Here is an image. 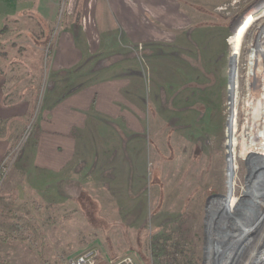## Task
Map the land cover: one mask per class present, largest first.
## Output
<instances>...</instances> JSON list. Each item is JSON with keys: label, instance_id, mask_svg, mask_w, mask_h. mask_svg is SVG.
Returning a JSON list of instances; mask_svg holds the SVG:
<instances>
[{"label": "rangeland", "instance_id": "374dc122", "mask_svg": "<svg viewBox=\"0 0 264 264\" xmlns=\"http://www.w3.org/2000/svg\"><path fill=\"white\" fill-rule=\"evenodd\" d=\"M108 3L61 0L54 20L35 8L0 19L4 92L27 110L0 122V264H66L91 247L110 257L137 252L145 264H207L217 218L233 220L232 237L255 226L228 251L229 264L260 263L264 172L253 165L264 162V121L250 119L261 105L246 99L264 0H135L134 41L123 29L131 21ZM84 27L96 53L78 76L62 75L59 45L84 44ZM100 78L120 80L122 95L107 100L111 121L90 114L61 172L38 164L40 121L58 84Z\"/></svg>", "mask_w": 264, "mask_h": 264}, {"label": "crops", "instance_id": "0c3cea01", "mask_svg": "<svg viewBox=\"0 0 264 264\" xmlns=\"http://www.w3.org/2000/svg\"><path fill=\"white\" fill-rule=\"evenodd\" d=\"M109 7L112 14L115 16L123 17L131 21L128 25L123 27L129 33V39L134 41L133 38L136 37L137 29L134 22L129 18L135 14L134 1L135 0H108ZM132 1V4L130 3ZM148 2H153V0ZM159 0H154L158 2ZM61 0H0V19L3 20L10 18L14 15H18L23 11H27L35 8L37 13L43 16L46 20H54L56 18V13L58 7L60 6ZM156 5V4H153ZM152 5V6H153ZM1 22V24H2ZM145 25L142 28L144 30ZM88 32V39L84 40V44L80 43L78 40L74 42L70 39H63L58 48V58L55 63L56 69H62L66 75L77 72L80 65L89 63L91 56H94L96 52L92 51V46L96 49L98 48L97 43L91 39L89 32L91 30L85 29ZM1 32V30H0ZM1 35V34H0ZM139 38V37H138ZM89 49V50H87ZM90 52V53H89ZM109 59L98 60L91 71L99 72V65L106 63ZM104 65L101 71L108 72L110 69L105 68ZM59 73V71H55ZM110 78V77H109ZM100 78L98 81L82 83L81 85L74 86L73 84H67L61 87L58 84L57 93L60 96L56 98L54 106L47 110L46 115L43 116L40 121L41 133L38 142V152H37V162L43 167H48L53 169L56 173L61 172L68 165L74 161L76 157V146L78 139L77 129L86 128L88 124V119L92 112L103 116L106 120H109L110 112H112L108 106L107 100L109 96L117 98L122 95L120 92L119 82L116 78ZM4 84L5 77L3 72L0 70V119L10 120L16 116L23 115L26 112V107L18 104L5 105L4 98ZM118 102L120 100L117 99ZM123 102V101H122ZM116 114V113H115ZM115 118L118 116L112 115ZM101 120L103 118L99 117ZM101 123V121H98ZM107 125L112 124L111 122H106ZM90 126V125H89ZM4 141H0V157L5 150Z\"/></svg>", "mask_w": 264, "mask_h": 264}, {"label": "bare ground", "instance_id": "6f19581e", "mask_svg": "<svg viewBox=\"0 0 264 264\" xmlns=\"http://www.w3.org/2000/svg\"><path fill=\"white\" fill-rule=\"evenodd\" d=\"M264 28V25H263ZM252 56L249 63L250 78L247 83V92L250 94L249 100L246 99L247 104L252 102L254 104H260L261 108L259 114L250 115V119H256L258 121H264V32L263 30L257 35L253 45H252ZM263 74V75H262ZM250 126V125H249ZM248 126V128H249ZM254 131H246L245 136L252 135ZM264 136V132H263ZM264 151V149H263ZM253 170L261 174L264 172V162H255L253 165ZM264 219L261 218V220ZM231 219H219L217 218L208 225V262L207 264H229L234 260V255L229 256V250H236L241 240L247 235L249 231L253 228H243L239 230L237 234L232 237L231 232L228 230V222L231 223ZM260 222V221H259ZM218 229L221 231L218 232ZM218 247V249H217ZM218 250V254L216 253ZM227 251V252H226ZM228 256L229 261L222 262L220 257ZM264 259H261L260 263L264 264Z\"/></svg>", "mask_w": 264, "mask_h": 264}, {"label": "built area", "instance_id": "2783aa9c", "mask_svg": "<svg viewBox=\"0 0 264 264\" xmlns=\"http://www.w3.org/2000/svg\"><path fill=\"white\" fill-rule=\"evenodd\" d=\"M264 20L260 24L259 31L263 28ZM264 29V28H263ZM66 264H145L143 258L137 252H130L122 256L110 257L96 247L84 249L71 258Z\"/></svg>", "mask_w": 264, "mask_h": 264}, {"label": "trees", "instance_id": "16d2710c", "mask_svg": "<svg viewBox=\"0 0 264 264\" xmlns=\"http://www.w3.org/2000/svg\"><path fill=\"white\" fill-rule=\"evenodd\" d=\"M7 29H8L7 25H4L3 28L1 29L0 34H1V35L5 34L6 31H7ZM4 104H5V105H12V104H14V102H9V101L7 100V98H6V95H5V98H4ZM0 122H2L1 119H0Z\"/></svg>", "mask_w": 264, "mask_h": 264}, {"label": "water", "instance_id": "95a60500", "mask_svg": "<svg viewBox=\"0 0 264 264\" xmlns=\"http://www.w3.org/2000/svg\"><path fill=\"white\" fill-rule=\"evenodd\" d=\"M242 22L238 24V26L236 27V29L234 30V33L236 34L238 32V30L240 29V27L242 26ZM233 59H234V54H233ZM231 80H230V86H231ZM228 133H230V122H229V125H228ZM230 136V134H229ZM229 142H230V137H229ZM227 149L229 150V145L227 146ZM230 157V152L228 153V159Z\"/></svg>", "mask_w": 264, "mask_h": 264}]
</instances>
